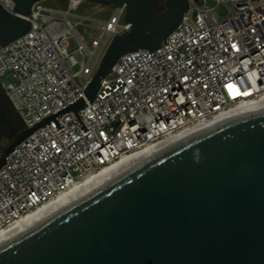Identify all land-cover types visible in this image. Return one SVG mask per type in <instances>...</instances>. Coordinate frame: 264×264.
<instances>
[{"label":"built area","instance_id":"2783aa9c","mask_svg":"<svg viewBox=\"0 0 264 264\" xmlns=\"http://www.w3.org/2000/svg\"><path fill=\"white\" fill-rule=\"evenodd\" d=\"M188 1L166 44L118 58L78 111L86 130L64 112L62 127L49 120L7 155L0 168V232L124 157L264 103V0ZM58 2H35L29 30L0 45V83L25 128L84 94L111 38L130 27L125 4L106 6L112 11L98 20L104 26L95 54L75 28L82 0ZM0 3L12 12V0ZM71 36L87 61L69 49Z\"/></svg>","mask_w":264,"mask_h":264},{"label":"water","instance_id":"95a60500","mask_svg":"<svg viewBox=\"0 0 264 264\" xmlns=\"http://www.w3.org/2000/svg\"><path fill=\"white\" fill-rule=\"evenodd\" d=\"M41 0L0 3V45L30 28ZM125 4L129 30L115 34L84 94L13 132L7 155L49 120L87 106L118 58L152 51L188 11V0H85ZM0 264H264V103L223 115L159 147L0 244Z\"/></svg>","mask_w":264,"mask_h":264},{"label":"rangeland","instance_id":"374dc122","mask_svg":"<svg viewBox=\"0 0 264 264\" xmlns=\"http://www.w3.org/2000/svg\"><path fill=\"white\" fill-rule=\"evenodd\" d=\"M46 3L50 5L58 4V0H46ZM151 3L154 4L156 10H161L163 8L164 2L159 0H151ZM111 8H106L105 5L89 2L82 0L79 8L74 11V13L83 16L81 18V23L75 25V28L78 30L80 34L85 37V41L87 45L93 50L95 49V54L98 51L99 45L95 46V40L97 37H100L101 30L98 27L104 26L103 23L98 22V20H108L111 14ZM72 21L76 22L79 18L72 17ZM69 49L74 51L75 55L78 59L88 60V56L78 50V44L75 42L74 38L71 36L69 38ZM104 53V52H103ZM102 53V55H103ZM93 55V59L95 57ZM99 58V61L102 57ZM98 61V63H99ZM97 63V65H98ZM90 64V63H89ZM97 68V67H96ZM96 70V69H95ZM0 92L3 97L4 104H1L0 101V145L2 148H5L13 139L12 130H14L13 121L11 117L8 115L9 110H12L13 116L15 119L21 120L16 111L12 108L11 103L8 98L4 94L2 85L0 83ZM22 122V120H21Z\"/></svg>","mask_w":264,"mask_h":264},{"label":"bare ground","instance_id":"6f19581e","mask_svg":"<svg viewBox=\"0 0 264 264\" xmlns=\"http://www.w3.org/2000/svg\"><path fill=\"white\" fill-rule=\"evenodd\" d=\"M146 154L148 153H144V151H142L140 153H135L130 156L124 157L116 163L108 167H104L99 171L87 176L86 178L72 186L68 191L63 192L62 194L43 204L36 210H33L22 216L10 227L0 232V244L36 224L52 211L64 207L69 202H71L102 180L106 179L107 177L111 176L112 174L116 173L120 169L124 168L128 164Z\"/></svg>","mask_w":264,"mask_h":264},{"label":"flooded vegetation","instance_id":"af4514ba","mask_svg":"<svg viewBox=\"0 0 264 264\" xmlns=\"http://www.w3.org/2000/svg\"><path fill=\"white\" fill-rule=\"evenodd\" d=\"M148 1H149V3H151V0H148ZM0 101L2 102L1 104H4L1 92H0ZM23 129H25L24 124H23V122H20V124L16 128H14V131L17 132V131H20V130H23ZM12 135H13V132H12ZM3 149L4 148H2L1 145H0V156L2 154Z\"/></svg>","mask_w":264,"mask_h":264},{"label":"trees","instance_id":"16d2710c","mask_svg":"<svg viewBox=\"0 0 264 264\" xmlns=\"http://www.w3.org/2000/svg\"><path fill=\"white\" fill-rule=\"evenodd\" d=\"M159 1L164 2V0H159ZM150 4L156 10V8L154 7V4H152V3H150ZM157 11H159V10L157 9ZM9 111L10 112H8V115L11 117V120L13 121L14 128H16L20 124L21 120L15 119L14 116H13L12 110H9Z\"/></svg>","mask_w":264,"mask_h":264},{"label":"snow or ice","instance_id":"6c2138e0","mask_svg":"<svg viewBox=\"0 0 264 264\" xmlns=\"http://www.w3.org/2000/svg\"><path fill=\"white\" fill-rule=\"evenodd\" d=\"M245 94H247V93H245Z\"/></svg>","mask_w":264,"mask_h":264}]
</instances>
